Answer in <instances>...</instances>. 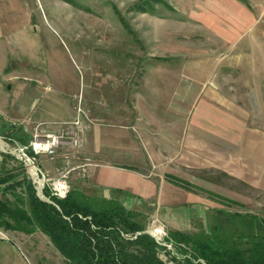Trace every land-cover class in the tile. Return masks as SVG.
<instances>
[{
  "label": "rangeland",
  "instance_id": "374dc122",
  "mask_svg": "<svg viewBox=\"0 0 264 264\" xmlns=\"http://www.w3.org/2000/svg\"><path fill=\"white\" fill-rule=\"evenodd\" d=\"M26 26L37 27L47 42L44 56L61 61L65 74L76 78L77 118L52 124L26 120L20 126L0 120V176L20 181L16 191L25 189L24 179H31L36 189L43 184V173L54 178L60 166L70 169L87 162L83 177L82 171L80 176L69 173L68 190L118 198L148 221L136 234L155 231L157 240L147 234L167 249L171 245L164 239L171 229L225 243H256L253 236L264 234V161L245 167L242 175L230 174L220 168V157L226 153L229 162L237 163L236 145L210 143V137L217 131L229 136L228 142L264 137V0H0V34ZM2 43L0 59L13 53L17 60L27 57V47L10 48L5 37ZM73 121L80 128L76 150L63 161L62 148L51 160L34 154L36 127L52 133ZM10 126H15L14 139L7 138ZM95 129L97 141L89 143L93 151H84ZM177 130L181 134L174 142ZM188 131L196 146L176 151L180 142L188 146ZM18 143L24 148L16 150ZM125 148L133 151L129 160H109L110 152ZM250 154L256 160L264 151L250 149L247 159ZM97 167L136 171L148 182L147 192L100 184L92 178ZM228 167L237 173L236 167ZM189 174L191 184L182 178ZM163 183L168 188L162 189ZM51 190L48 183L42 186L49 199L57 197ZM0 197L14 208L28 206L10 191ZM22 223V229L31 231L0 228L22 237L19 242L30 260L70 264L47 235ZM156 253L172 263L166 249Z\"/></svg>",
  "mask_w": 264,
  "mask_h": 264
},
{
  "label": "trees",
  "instance_id": "16d2710c",
  "mask_svg": "<svg viewBox=\"0 0 264 264\" xmlns=\"http://www.w3.org/2000/svg\"><path fill=\"white\" fill-rule=\"evenodd\" d=\"M14 128H8V139L15 138ZM12 178L0 176V193L10 191L28 206L14 208L0 197V227L17 230L23 228L22 222L33 225L70 264H264V234L253 236L256 243L242 245L169 230L164 239L171 245L167 249L147 233L136 234L146 229L148 221L118 198L97 197L74 187L62 199L51 196L54 203H50L37 196L31 179H24L25 189L16 191L21 182L12 183ZM158 248L172 255V263L157 255Z\"/></svg>",
  "mask_w": 264,
  "mask_h": 264
},
{
  "label": "crops",
  "instance_id": "0c3cea01",
  "mask_svg": "<svg viewBox=\"0 0 264 264\" xmlns=\"http://www.w3.org/2000/svg\"><path fill=\"white\" fill-rule=\"evenodd\" d=\"M39 34L40 32H37V27L26 26L24 28L22 27L20 30L12 29L10 33L4 36L5 39H7L8 46L10 48L27 47L28 55L27 57L19 55L21 59L17 57V60L15 59V54L13 53L10 57L0 59V120L2 121H9L11 123L17 122L20 126L26 120L31 121V123L52 124L77 118V112L74 108V98L77 95L76 78L68 72L65 74V68L61 61L59 62V60H56L57 62H54L51 57L46 58L44 56L43 49L48 48L47 42H42L43 39ZM4 37L0 34L1 47H5L2 43V38L4 39ZM7 58L13 59V61L8 63ZM179 126L180 125H174L176 128L181 127ZM183 128H185V125H183ZM96 132L97 131L95 129L91 138L87 136L85 145L86 149H84V151H93L91 150L89 143L97 141L98 135ZM220 133V131H217L218 135L215 137L211 136V140L209 139L211 142H209L212 143L218 141L219 144L225 143L226 145L228 143H232L236 145L234 148L239 151L238 154H236V159H233L237 162L235 164L229 162L231 157L228 156V154L221 153L224 155L220 157V168H224L223 170L238 176L242 175V171H246L245 167H254L252 165L253 162L257 160L261 162L264 161V155L260 159L257 158L256 160L251 158V154L250 157H248L250 159H247L245 155V153H249L250 149H252L255 154L258 150L261 151L262 148L264 151V137H257L256 139L249 136H242V138L237 141L228 142L229 136L220 135ZM180 134V130L173 133L174 142L177 140L176 135H178L179 138ZM193 137H195L194 133L192 131H188V146L180 142L176 145V151L180 152V150H182L185 152L186 148H188L187 150H191L194 146H196L193 145V139H195ZM257 145L261 146L257 147ZM126 148L124 152L121 150V152L119 151L118 153L110 152L109 160L115 161L113 159L116 158L129 160V158L132 157L133 151L130 149L126 150ZM210 161L212 163V160ZM245 163L248 164L245 165ZM206 165L209 164L206 163ZM228 165L236 167L237 173L230 170L232 168L228 167ZM93 172V179L95 178L100 184H105L110 188H127V186L131 185L132 189L136 186L140 192H147L144 189L147 187L148 182L145 181L142 174H138L136 171L128 170L126 168L97 167L93 170ZM182 178L188 182V184L193 183L190 179L193 178V176H190V174L187 178ZM253 181L255 180L253 179ZM141 182L143 186L140 184ZM260 185L262 186L264 183H261ZM163 188H168L166 183H163L162 189ZM149 189L154 191L152 188ZM184 189L189 190L188 188ZM187 192L192 193L190 191ZM192 200L194 202H201L200 199H195L194 197H192ZM196 205L197 204H193L194 207H197ZM171 230L192 233L191 230L186 229ZM19 239L12 235L10 231L0 228V264H35L24 252L23 245L19 242Z\"/></svg>",
  "mask_w": 264,
  "mask_h": 264
},
{
  "label": "built area",
  "instance_id": "2783aa9c",
  "mask_svg": "<svg viewBox=\"0 0 264 264\" xmlns=\"http://www.w3.org/2000/svg\"><path fill=\"white\" fill-rule=\"evenodd\" d=\"M78 121V120H77ZM77 121L65 123V127H59L60 129L56 132H47L46 130L41 129L40 126L35 128L34 133L32 134V142H31V149L34 154H45L47 159H55L54 156L59 153V148H62V152L59 155L60 159L71 152L75 148V150L79 147V141L77 140V131L80 129L79 123ZM67 148H64V147ZM89 163L83 162L78 165L72 166V168H57L56 176L50 177L47 173H43V186L44 184H49L51 187V191L59 198H64L68 193V175L72 172H75L77 176L79 175L80 171H82V177L84 175L85 166ZM69 165V164H68ZM80 176V175H79ZM71 177V176H70Z\"/></svg>",
  "mask_w": 264,
  "mask_h": 264
},
{
  "label": "water",
  "instance_id": "95a60500",
  "mask_svg": "<svg viewBox=\"0 0 264 264\" xmlns=\"http://www.w3.org/2000/svg\"><path fill=\"white\" fill-rule=\"evenodd\" d=\"M1 140V139H0ZM18 145V148L16 149V150H21V148H24V146L21 144V143H18L17 144ZM0 148H1V143H0ZM2 148H3V146H2ZM1 148V149H2ZM3 150V149H2ZM16 150H11V151H9V153H14V152H16ZM4 151V150H3ZM25 151L26 152H29L30 151V149L29 148H25ZM36 194H37V196L41 199V200H43V201H47V202H50V203H54L52 200H50L49 198H47V197H45V195L42 193V186H39L38 188H36ZM144 232H147V233H149V234H151V235H153L154 237H155V239L157 240V238H158V235H157V233L155 232V231H152V230H146V231H144Z\"/></svg>",
  "mask_w": 264,
  "mask_h": 264
},
{
  "label": "bare ground",
  "instance_id": "6f19581e",
  "mask_svg": "<svg viewBox=\"0 0 264 264\" xmlns=\"http://www.w3.org/2000/svg\"><path fill=\"white\" fill-rule=\"evenodd\" d=\"M2 144V143H1ZM158 231V230H157ZM157 233V232H156Z\"/></svg>",
  "mask_w": 264,
  "mask_h": 264
}]
</instances>
